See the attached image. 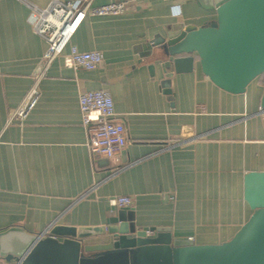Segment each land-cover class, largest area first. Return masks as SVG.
<instances>
[{
  "label": "crops",
  "instance_id": "1",
  "mask_svg": "<svg viewBox=\"0 0 264 264\" xmlns=\"http://www.w3.org/2000/svg\"><path fill=\"white\" fill-rule=\"evenodd\" d=\"M27 1L45 7L51 0ZM112 1L124 2V10L85 16L19 121L9 116L47 42L28 22L23 0H0V231L16 225L46 234L53 224L96 226L122 217L147 233L162 228L194 243L225 241L252 212L243 198L244 173L264 170L263 76L230 93L202 72L196 56L178 72L154 60V40L215 18L198 0L92 4ZM70 45L100 51V64L67 65ZM98 88L109 91L114 118L124 126L125 144L112 158L89 152L81 121L78 94ZM113 195L130 203L111 205ZM0 264L14 262L0 257Z\"/></svg>",
  "mask_w": 264,
  "mask_h": 264
},
{
  "label": "water",
  "instance_id": "2",
  "mask_svg": "<svg viewBox=\"0 0 264 264\" xmlns=\"http://www.w3.org/2000/svg\"><path fill=\"white\" fill-rule=\"evenodd\" d=\"M198 2L214 9L215 18L203 25L181 24L154 40L159 47L154 60L178 72L189 70L196 56L216 86L245 92L264 74V0ZM258 112L264 124V85ZM243 198L251 214L219 243L174 238L162 228L147 233L119 217L96 226L53 224L46 234L12 225L0 231V257L14 264H264V170L244 173Z\"/></svg>",
  "mask_w": 264,
  "mask_h": 264
},
{
  "label": "built area",
  "instance_id": "3",
  "mask_svg": "<svg viewBox=\"0 0 264 264\" xmlns=\"http://www.w3.org/2000/svg\"><path fill=\"white\" fill-rule=\"evenodd\" d=\"M23 1L29 8L28 22L34 32L46 40L47 47L30 87L9 116V119L17 118L19 121H22L35 105L39 95V80L50 62L63 53L85 16L117 14L125 8L122 1L93 5V0H51L45 7ZM64 57L67 65L94 69L100 64L102 53L98 50H79L75 45H70ZM78 106L81 121L87 129L86 145L89 152L107 158L115 157L125 144V135L123 124L114 118L113 99L109 91L106 88L81 91L78 94ZM108 202L111 205L124 206L130 203V198L125 195H113L108 198Z\"/></svg>",
  "mask_w": 264,
  "mask_h": 264
},
{
  "label": "rangeland",
  "instance_id": "4",
  "mask_svg": "<svg viewBox=\"0 0 264 264\" xmlns=\"http://www.w3.org/2000/svg\"><path fill=\"white\" fill-rule=\"evenodd\" d=\"M262 76H263V79H264V74Z\"/></svg>",
  "mask_w": 264,
  "mask_h": 264
},
{
  "label": "trees",
  "instance_id": "5",
  "mask_svg": "<svg viewBox=\"0 0 264 264\" xmlns=\"http://www.w3.org/2000/svg\"><path fill=\"white\" fill-rule=\"evenodd\" d=\"M263 75V74H262Z\"/></svg>",
  "mask_w": 264,
  "mask_h": 264
}]
</instances>
